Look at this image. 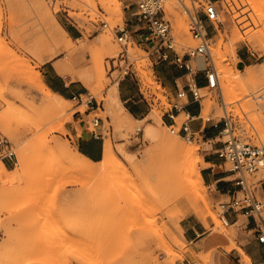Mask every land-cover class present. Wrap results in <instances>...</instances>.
I'll return each instance as SVG.
<instances>
[{"label":"rangeland","instance_id":"rangeland-1","mask_svg":"<svg viewBox=\"0 0 264 264\" xmlns=\"http://www.w3.org/2000/svg\"><path fill=\"white\" fill-rule=\"evenodd\" d=\"M111 1L43 0V7L38 8L33 0H0V264H188V260L191 264H215V252H231L234 248L244 261H249L250 257L236 242L243 221L228 223L223 208L212 200L205 180L199 184L207 200L189 190L182 178L171 180L169 176L163 134L192 146V161L201 172L205 157L216 155L220 137L205 135L204 139L189 141L171 132L158 101L161 99L167 105L164 92L173 96L176 93L164 87L155 69L159 61L149 53L147 45L136 40L138 35L133 33L132 26L135 0H116L123 8L122 16L113 12ZM234 1L236 12L248 6L250 9L245 11L254 14L259 22H251L253 26L242 29L227 0L220 5L222 20L217 29L210 28L209 43L210 59L220 72L221 88L202 89V114L213 116L214 122L225 113L232 115L241 127L237 134L258 144L264 141V97H258L264 90V51L249 41L234 42L238 35L235 27L248 35L264 28V0ZM236 2L240 8L235 7ZM168 7L177 41L175 48L183 55L200 41L191 33L180 2L171 0ZM177 17L185 20L190 36L178 35ZM102 22L109 26L103 27ZM59 26L66 28L70 36ZM117 26L125 28L128 35L123 47L116 34ZM53 31L70 44V49L57 43ZM81 46L85 51L80 59L72 50ZM123 48L128 51L125 56L121 53ZM240 52L246 56L243 61ZM73 60L80 63L75 68L71 65ZM97 60L96 70L104 73L102 80L97 78V71L92 73V79L81 77L80 70ZM54 63H59L63 75L75 82L74 91L94 96V107L73 100L72 93L66 95L68 100L60 102L43 88L44 68ZM128 64L140 77L142 90L152 96L150 105L140 97L137 81L121 76L120 67ZM250 66L262 72L255 82H250L245 74ZM224 67L232 70L233 92L223 78ZM243 79L245 87L239 85ZM115 83L119 90L123 84L131 83V96L135 95L137 103L145 108L141 117L135 118L128 111L132 100L127 103L121 99L120 104L126 109L120 114L110 110L108 93ZM179 84L182 87L184 80ZM46 98L56 99L65 112L55 113ZM95 115L102 118L97 131L105 136L104 147L110 143L124 167L89 175L72 160L93 169H100L101 163H89L79 157L69 126L75 118L84 116L90 128H94L91 119ZM183 119L184 114L179 123ZM147 126L154 127L159 134L149 133ZM4 139L9 140L16 157L2 156ZM56 141L68 144L69 155L62 153ZM175 162L181 169L183 159ZM194 179L198 180L196 174ZM252 180L264 181L263 167ZM260 191L263 193L262 187ZM256 218L264 222V210ZM189 220L226 236L230 244L196 253L182 227Z\"/></svg>","mask_w":264,"mask_h":264},{"label":"built area","instance_id":"built-area-1","mask_svg":"<svg viewBox=\"0 0 264 264\" xmlns=\"http://www.w3.org/2000/svg\"><path fill=\"white\" fill-rule=\"evenodd\" d=\"M171 0H135V11L133 13V33L138 35V42L147 45L148 50L159 63L166 62L175 65L178 68L185 69L188 76L184 81V85H179L176 95L173 96L164 92L167 105L163 104L161 99L158 103L162 105L164 117L168 121V127L172 133L180 135L185 139L192 141L199 137L205 138L208 123H212L215 128H220L216 137H220V146L216 150L217 156L222 159L223 170L232 175L233 186L228 190L229 200L220 202L223 208V215L233 211L246 216L260 215L264 210V196L260 191L261 182L253 181L252 177L262 167H264V141L258 144L245 141L237 131L241 127L234 121L232 115L225 113L219 121L214 122L213 116L204 117L202 114V99L205 95L202 93L203 88L210 91L220 89V79L218 70L214 61H211V51L209 43L210 28L217 29V25L222 20V12L220 5L225 0H178L182 6L184 13L189 19V28L195 38L200 43L192 47L187 53L180 55L176 51L177 41L173 35V20L168 3ZM103 27H108V22H102ZM116 34L122 47L127 44L128 35L125 28L116 27ZM174 52V55H171ZM125 56L128 51L123 48L121 52ZM129 59V58H128ZM195 63V64H194ZM116 68V65H114ZM121 76L131 77L137 81L139 86V95L150 105V98L147 96L140 86V77L137 72L130 69L129 64L126 67H120ZM205 75L206 85L200 87L197 76ZM149 92V91H148ZM154 99L157 98L153 94ZM264 97L263 93L258 96ZM73 100L85 104L88 107H94V96L91 93H74ZM190 101L198 103L200 111L198 114H192L187 110ZM154 103V100L152 101ZM98 106V102H97ZM99 108V107H98ZM97 108V109H98ZM184 114L185 119L179 123V117ZM194 121H200L201 127L195 130L192 126ZM102 118L95 115L91 119V128L94 136L100 138L104 134L97 131ZM221 125V126H220ZM140 130V129H139ZM1 153L3 157H16L12 145L8 139L2 142ZM260 185V186H259ZM258 240L264 243V222L257 220L256 231ZM242 264H256L252 260L241 261Z\"/></svg>","mask_w":264,"mask_h":264},{"label":"crops","instance_id":"crops-1","mask_svg":"<svg viewBox=\"0 0 264 264\" xmlns=\"http://www.w3.org/2000/svg\"><path fill=\"white\" fill-rule=\"evenodd\" d=\"M239 57L243 61L246 56L243 52H240ZM156 64V73L162 84L165 85L164 87H169L171 90L174 89L172 92L176 93L180 85L179 81L181 79L185 81L188 76L187 70L166 62ZM63 74L64 71L59 63L47 65L44 68L45 83L54 93L62 94L66 98H68L66 96L68 93H81L77 90L74 91L73 87L75 82L68 75ZM197 80L200 87H205L206 80L204 74H199ZM126 88L130 89L128 90ZM131 89V83L123 84V87L119 90L120 98L127 103L131 100L133 101L127 109L132 116L139 118L145 113V108L137 103L134 99L135 95L131 96ZM199 109L198 103L193 101L189 102L187 110L192 114H198ZM86 116H89V114H86ZM192 126L195 130H199L201 123L200 121H194ZM69 130L74 138V145L82 156L94 162H99L103 159L105 136L103 135L100 138L94 136L90 128L89 120L84 116H78L75 118V122L69 126ZM219 131L220 128H215L211 123L207 127L206 135L214 137L218 135ZM5 163L6 166H9L7 162ZM222 163V159L217 154L205 157V167L202 170L205 183L210 187L211 198L217 203L229 199L228 190L233 186L231 181L233 176L223 170ZM261 186L264 196V181L261 182ZM225 218L231 224H237L240 220L243 221L236 242L250 257V260L256 264H264V243L258 240L257 233L255 232L257 219L253 216H246L233 211L227 212ZM182 227L185 238L196 253H207L217 246L220 247L221 245L230 244V240L226 236L211 232L203 223L189 220L183 223ZM219 251L214 253L215 264H242L243 257L238 249L234 248L231 252H226L224 249ZM188 264H191L190 260H188ZM194 264H197V262H194Z\"/></svg>","mask_w":264,"mask_h":264},{"label":"bare ground","instance_id":"bare-ground-1","mask_svg":"<svg viewBox=\"0 0 264 264\" xmlns=\"http://www.w3.org/2000/svg\"><path fill=\"white\" fill-rule=\"evenodd\" d=\"M111 2L114 3V6L112 7L113 12L118 13L119 15L122 16V9L123 8L121 7L120 2H117L116 0H112ZM232 2H235V1L234 0H232V1L227 0V4H228V7H229V10H230V12L233 13L232 15H233L234 19L237 20V24L238 25H241V26H239L240 28H242V29L244 28L245 29L249 25H250V27L253 26L252 25L253 23L250 24L251 22H254V23L257 22V24H258L259 21H257V19H254V16L255 15L253 14L254 15L253 16L252 13L250 14V12L249 13L246 12L247 11L246 9L249 8L248 6H246L247 8H243L241 10L239 9L240 11H238V9H237V12H236V10H234V6L232 5ZM250 2H251V0H250ZM33 3L38 8H42L43 7V0H33ZM44 4H45V2H44ZM235 7L240 8V5H239L238 2H236ZM253 7H254V5H253ZM253 10L256 11V13H258L257 10H255L254 8H253ZM260 12H261V9H260ZM260 12H259V14L261 15ZM260 15H258V16L261 18L262 15L261 16ZM249 18L251 19V21L249 20ZM263 20L264 19L262 18L261 22ZM175 21H176V27H177L178 35H180L181 37L190 36V32H189V29H188L187 24L185 23V20H182L181 18H178L177 17L175 19ZM59 27H61V29L64 31V33L68 34L67 35L68 37L70 36V34H69V32H68V30L66 28H64L63 26H59ZM235 28L237 29L238 35H237V38H236V40H235L234 43H238L240 41H249V42L253 43L254 46L259 45V46H257V48L260 47L264 51V28L262 30H258V28H257V31L255 32L256 34H254V35H252V34L251 35H248L247 31L240 32V30L237 27H235ZM251 31H250V33H251ZM52 35H53L54 39L57 41V43L62 48L67 49V50L70 49V44L66 43V41H64V40H61L59 38V36L57 35L56 32L53 31L52 32ZM219 38H220V36H219ZM183 43L185 44V42H183ZM84 51H85L84 46H81L80 48L73 49L72 50V53L75 55V57H78V58L81 59V58H84ZM95 60H96V57H95ZM78 64H80V63H77V62H75L73 60L71 65H72L73 68H75ZM97 66H98V60H97V63H96V61H93L92 66H89V67H86V68L80 70V72L82 74L81 77H84L85 79H89V78L92 79L93 78L92 73H95L96 74V71H97L96 68H97ZM101 66H102V64H101ZM223 72H224V77L223 78H225L227 87L228 88H231L232 86H234V76H233L232 70H230L228 67H224L223 68ZM261 73L262 72H260V70H258L257 68H255L253 66H250V67H248V69H246V73L245 74H246V77L248 78V80L250 82H255L256 79L261 75ZM218 75H219V79H220V72H218ZM97 76H98L97 78L99 80H102V78L104 76V73L101 72V71H97ZM41 82H42L43 88L45 90H47V92L49 94H51L55 98L59 99L60 102H61V100H68V98L64 97L62 94L60 95L58 93H54L52 91V89H50L44 81L41 80ZM239 85L245 87V85H246L245 80L244 79L243 80H240L239 81ZM203 89H205V88H203ZM230 90L233 92L234 91V88H231ZM108 94H109V97H110L109 101H110V110L111 111H114V112L120 114V111L122 109H126L124 106L122 107L121 104H120L121 103V98H120L118 83H115V85H113L110 88V92ZM45 100H46V103H47L48 107L50 109H52L55 113L62 114L63 112H65L63 106L56 99L54 100V99L46 98ZM112 116H113V114H112ZM156 118L157 117H155V120H156ZM158 124H160V121H159ZM147 131L149 133L154 134V135H158L159 134L158 131L154 127H152V126L148 127L147 128ZM162 138H163V141H164V146L166 147V154H167V156H166L167 160L166 161H168L169 164H170L169 165V170H170V175L169 176H170V179L171 180H175L177 178H182L184 184L186 185V187L189 190H191L195 195L201 197L202 199L207 200L208 198H206V196L203 194L202 189H201L200 184H199V182L200 183H203L204 182L203 174H202L201 171H197V167L194 164V162L192 161L193 156H194V148L192 146H189V145L184 144L181 140H180L181 141L180 142L179 140L174 139L173 137L169 136L168 133L167 134H163V137ZM56 142H57L56 145L59 147V149L62 151V153H64L65 155H69L68 144L67 143H63V142H60V141H56ZM77 154L79 155V157L84 158L89 163H93V164L95 163L91 159L82 156L79 153L78 150H77ZM178 158H182L183 159V164H182V168L181 169L178 168V166H176V163L177 162H175V161ZM72 162H73V164L75 166L79 167L80 169H82L84 172H86L89 175H96V174H99L101 172L102 173L103 172H110V171L111 172H114L119 167H124V162L122 161L121 158H119L118 156H116V154L113 151L112 145L110 143H108L105 146L104 157H103V159L101 161H99L101 163L100 164L101 165V168L100 169L90 168L86 164H83V163H81L79 161H76V160H72ZM2 165H3V167L6 168V166L4 164H2ZM97 165L99 166V164H97ZM195 174L198 177V180L197 181L194 179V175ZM178 187H179V185H178ZM217 222H219V221H217ZM168 251H169V249H168Z\"/></svg>","mask_w":264,"mask_h":264}]
</instances>
